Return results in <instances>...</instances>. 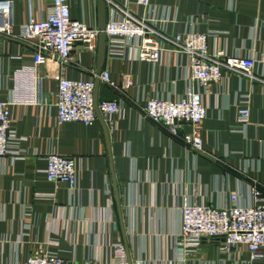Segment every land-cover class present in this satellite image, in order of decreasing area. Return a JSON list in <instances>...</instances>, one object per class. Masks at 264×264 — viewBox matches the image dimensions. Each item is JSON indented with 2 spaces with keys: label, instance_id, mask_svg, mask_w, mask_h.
<instances>
[{
  "label": "crops",
  "instance_id": "1",
  "mask_svg": "<svg viewBox=\"0 0 264 264\" xmlns=\"http://www.w3.org/2000/svg\"><path fill=\"white\" fill-rule=\"evenodd\" d=\"M9 33L0 34V99L28 96V78L15 71L30 64L32 49L17 38L27 17V0H10ZM30 1L38 17L48 0ZM119 8L152 22L156 29L211 31L209 52L255 58L253 76L264 74V0H156L139 7L133 0H104V24L120 16ZM69 16L98 30L97 0H68ZM97 41L93 52L74 44L65 66L46 61L35 68V102L9 107V129L16 140L0 157V264H22L29 254L52 253L74 264L111 259V245L120 243L129 264H245L242 247L223 249L216 241H201L193 253L175 245L180 229L182 199L210 206L250 204L249 188H261L264 201V93L261 84L222 68L210 82L202 101L205 117L192 127L177 122L182 135L195 129L201 146L194 151L141 112L143 99L160 96L175 100L186 88V56L176 49L156 62L136 58L137 39H129L118 53L106 43L99 71L107 70L121 87L97 82L95 101L118 100L111 120L95 110L92 125L54 121L58 77L76 79L97 72ZM200 90V89H199ZM248 100V117H236L239 97ZM47 153L71 158L76 177L72 189L44 175ZM264 264V258L261 262Z\"/></svg>",
  "mask_w": 264,
  "mask_h": 264
},
{
  "label": "built area",
  "instance_id": "2",
  "mask_svg": "<svg viewBox=\"0 0 264 264\" xmlns=\"http://www.w3.org/2000/svg\"><path fill=\"white\" fill-rule=\"evenodd\" d=\"M139 7H147L156 0H133ZM28 13L25 21L18 26L17 38L26 41L32 49L29 65L20 72L28 78V96L13 95L9 99H0V157L9 152V143L16 140L15 133L9 129V107L18 103L35 102L37 95V77L35 68L46 62L54 61L65 66L72 59L74 44L79 42L85 51L93 52L95 38L99 30L87 26L81 20L69 16L68 0H48L45 12L34 17L30 12V1H26ZM10 0H0V34L7 35L10 26ZM120 16L107 21L103 32L105 43L111 54L118 53L129 39H137L136 58L140 61L156 62L164 52L176 49L187 58L188 79L196 84L195 89L186 88L179 99L169 100L160 96L143 99L142 115L157 124L168 135L178 139L189 149L200 150V139L193 128L190 133L179 135L177 122L184 121L195 127L206 114L202 94L210 82L220 78L222 68L235 71L250 78L257 79L264 93V74L253 76L251 68L255 58L250 56L224 55L221 51L209 52L206 38L211 31L175 29L166 34L156 29L148 19L136 16L127 9L119 8ZM213 34V33H212ZM263 60V57L259 58ZM103 83L117 90L132 85L127 76L121 77V87L113 81L107 70L98 73L90 71L87 76L76 79L58 77L54 94L57 125L64 123H81L92 125L96 121L95 110L104 120L118 112L121 101H95L94 82ZM200 89V90H199ZM248 100L239 97L235 103L236 117L246 122L248 117ZM44 175L48 181L67 183L72 189L76 170L71 158L56 153H47L44 157ZM236 194L228 196L227 205L216 207L199 202L182 199L180 203V229L175 236V245L184 254L193 253L195 247L203 240L216 241L223 249L242 247L246 253L245 264H255L264 258V201L261 192L252 185L249 188L250 204L241 206L235 203ZM22 264H74L56 254L44 252L29 254ZM83 264H129L120 243L111 245V259L103 263Z\"/></svg>",
  "mask_w": 264,
  "mask_h": 264
},
{
  "label": "water",
  "instance_id": "3",
  "mask_svg": "<svg viewBox=\"0 0 264 264\" xmlns=\"http://www.w3.org/2000/svg\"><path fill=\"white\" fill-rule=\"evenodd\" d=\"M97 14H98V41H97V73L99 72V65L101 64L104 46H105V35L103 32L104 27V0H97ZM97 84V80L94 82V87Z\"/></svg>",
  "mask_w": 264,
  "mask_h": 264
},
{
  "label": "trees",
  "instance_id": "4",
  "mask_svg": "<svg viewBox=\"0 0 264 264\" xmlns=\"http://www.w3.org/2000/svg\"><path fill=\"white\" fill-rule=\"evenodd\" d=\"M257 189L261 192V188L257 187ZM262 194V193H261Z\"/></svg>",
  "mask_w": 264,
  "mask_h": 264
}]
</instances>
